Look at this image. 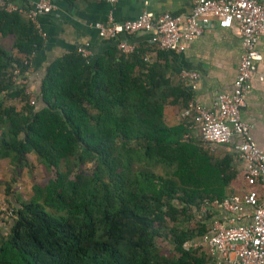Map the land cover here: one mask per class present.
<instances>
[{
	"label": "trees",
	"instance_id": "16d2710c",
	"mask_svg": "<svg viewBox=\"0 0 264 264\" xmlns=\"http://www.w3.org/2000/svg\"><path fill=\"white\" fill-rule=\"evenodd\" d=\"M3 36L13 40L10 50L0 46V157L18 170L32 154L53 174L31 185L27 200L5 190L12 199L0 205V221L10 219L0 264H212L183 245L209 231L207 210L227 196L237 171L230 154L200 146L190 116L165 122V105L182 110L192 96L159 61L167 51L152 43L150 61L144 49L123 53L108 39L94 59L67 50L47 63L29 103L13 71H27L43 38L0 7ZM156 238L171 249L160 250Z\"/></svg>",
	"mask_w": 264,
	"mask_h": 264
},
{
	"label": "built area",
	"instance_id": "2783aa9c",
	"mask_svg": "<svg viewBox=\"0 0 264 264\" xmlns=\"http://www.w3.org/2000/svg\"><path fill=\"white\" fill-rule=\"evenodd\" d=\"M0 7L6 12L17 11L10 0H0ZM51 9L47 0H37L24 14L37 29L35 18ZM211 23L221 28L235 25L240 37L242 51L231 91L218 93L209 105L199 103L192 95L180 115L192 118L200 146L207 151L234 141V151L242 162L245 189L215 202L225 213L224 219L213 218L208 232L183 246L204 252L212 264H264V191L260 190L264 189V151L251 135L252 125L240 118V109L250 89V78L260 59L256 42L259 37H264V0H195L188 13L165 11L154 15L143 10L124 21H115L107 15L105 23L95 22L93 26L102 39L115 40L117 49L123 53L132 51L135 45L120 36L136 32H150L158 49L179 53ZM86 45L75 49L88 58ZM25 73L18 75L15 69L12 80L24 84ZM177 76L189 90L197 88L198 74L195 71L181 70ZM257 78L264 83L263 75L258 74ZM24 90L28 92L27 88ZM33 100L30 94L29 103ZM247 206L249 210L245 213ZM200 209L204 213L205 205L202 204ZM7 213L12 215L10 209ZM241 217H246L247 221L239 223Z\"/></svg>",
	"mask_w": 264,
	"mask_h": 264
},
{
	"label": "crops",
	"instance_id": "0c3cea01",
	"mask_svg": "<svg viewBox=\"0 0 264 264\" xmlns=\"http://www.w3.org/2000/svg\"><path fill=\"white\" fill-rule=\"evenodd\" d=\"M17 8V12L25 19V10L37 0H10ZM52 9L48 13L39 14L35 18L38 32L42 33L41 47L29 56V67L25 73V88L31 95L36 83L42 75L43 69L49 61L60 56L67 50L79 45H86L88 58L94 59L109 47L110 43L99 37L93 23H105L107 15L115 21H124L135 17L143 10L154 15L161 12L173 14L188 13L195 0H47ZM0 46L7 36L0 37ZM121 39L133 43L137 48L145 50L144 58L154 60L156 52L153 48L150 32H136L130 35H121ZM153 43V44H152ZM256 49L260 59L256 62V71L250 78V89L246 93L243 107L240 109V118L252 125L251 135L264 151V83L258 80L257 75L264 76V37H259ZM240 37L235 25L228 28L218 27L211 23L206 25L201 34L189 41L184 50L165 52V59L159 58L161 63L166 62L168 74L172 80L181 70H191L198 74L197 88L192 91L193 97L202 104L209 105L218 93L230 92L232 81L236 73L241 54ZM180 108L178 105H165L164 120L172 125L179 121ZM192 134L198 138L195 126ZM234 141L217 145L213 155L221 157L230 154L232 165L237 171L236 177L228 190L227 195L239 193L245 189L241 178L242 162L238 159L234 148ZM264 191V189H260ZM207 210L213 218L224 219L219 204L213 203ZM245 207L244 212H248ZM246 217L238 222L245 223Z\"/></svg>",
	"mask_w": 264,
	"mask_h": 264
},
{
	"label": "rangeland",
	"instance_id": "374dc122",
	"mask_svg": "<svg viewBox=\"0 0 264 264\" xmlns=\"http://www.w3.org/2000/svg\"><path fill=\"white\" fill-rule=\"evenodd\" d=\"M3 38L0 39V41ZM12 36H7L3 42L6 50H10L12 43ZM1 45V44H0ZM28 96L31 94L29 89L27 92ZM17 107L20 104L15 103ZM27 166L21 167L18 170L14 168V164L11 163L9 157H0V205L8 206V200H11L10 194L19 197L21 200H27L31 194V185L36 184L43 186L47 178L53 173L52 170L46 169L41 165L32 154H26ZM90 167V163H86L81 166L82 169L87 170ZM168 168L164 166H158L155 171L159 174H169ZM8 190L6 193L5 190ZM201 212V209H200ZM202 213V212H201ZM6 221H0V234L4 235L8 231L10 219L5 218ZM189 226L194 225L190 221ZM156 244L160 250L169 251L171 249L167 239L156 238Z\"/></svg>",
	"mask_w": 264,
	"mask_h": 264
}]
</instances>
